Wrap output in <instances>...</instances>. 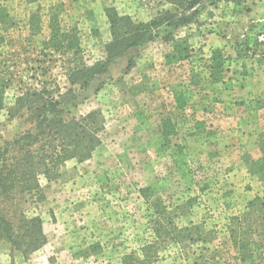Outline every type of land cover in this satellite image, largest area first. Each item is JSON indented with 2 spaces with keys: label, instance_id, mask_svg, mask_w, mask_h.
<instances>
[{
  "label": "rangeland",
  "instance_id": "374dc122",
  "mask_svg": "<svg viewBox=\"0 0 264 264\" xmlns=\"http://www.w3.org/2000/svg\"><path fill=\"white\" fill-rule=\"evenodd\" d=\"M189 1L0 0V144L31 127L7 110L26 86L64 93L67 67L105 60V10L128 26L162 12L194 20L163 23L85 88L70 87L75 98L63 101L71 115L100 112V143L86 160L64 162L56 178L40 176L39 199L16 196L11 211L38 217L45 243L23 255L0 240V264H121L129 253L142 259V249L147 264H239L226 225L264 200V171L248 172L258 168L249 159L264 154V11L254 7L262 0L186 9ZM53 13L61 28H76L77 56L43 48Z\"/></svg>",
  "mask_w": 264,
  "mask_h": 264
},
{
  "label": "trees",
  "instance_id": "16d2710c",
  "mask_svg": "<svg viewBox=\"0 0 264 264\" xmlns=\"http://www.w3.org/2000/svg\"><path fill=\"white\" fill-rule=\"evenodd\" d=\"M198 1L190 0L186 9H191ZM227 1L237 4L241 0ZM105 12L110 19L112 32V40L106 45V58L93 65L82 63L67 67L66 78L70 87L78 85L85 88L94 75L108 72V65L121 56L122 52L152 40L155 30L163 23L176 29L194 21L185 13L162 12L144 24L129 27L126 18H117L111 9ZM48 28V39L43 42L45 50L60 54L71 52L74 56L79 54V39L75 27L68 30L61 28L58 13H53L49 16ZM132 63L129 59L127 69ZM70 87L63 93L58 87L50 89L44 83L38 88L26 86L15 97L12 107L7 109L8 116L22 118L31 126L0 144V240L23 255L39 249L45 243V237L38 217L28 218L22 213L17 217L11 211L16 196L24 195L31 199L37 196L39 199L40 176L47 181L56 178L64 162L70 159L86 160L100 143L97 137L103 124L100 112L94 110L78 117L71 115L63 101V98H75ZM2 88L3 84H0V93ZM168 133L170 132L166 129L162 135L167 137ZM261 152H264V145ZM263 159L264 154L257 160L249 159V165L258 168L255 170L249 167L248 172L255 174V171H264L261 163ZM148 190L143 188L140 192L147 198ZM263 201V198L249 201L246 210L240 215L231 216L226 225L228 239L235 252L234 259L239 264H264V229H261L264 226L258 225L259 221H264ZM152 229L156 237L162 236L163 229L157 223ZM172 231L180 233L174 228ZM150 248L151 246L147 249ZM142 252V259L135 257L133 253L124 255L121 264H147V252L145 249Z\"/></svg>",
  "mask_w": 264,
  "mask_h": 264
},
{
  "label": "crops",
  "instance_id": "0c3cea01",
  "mask_svg": "<svg viewBox=\"0 0 264 264\" xmlns=\"http://www.w3.org/2000/svg\"><path fill=\"white\" fill-rule=\"evenodd\" d=\"M256 9H260V11H264V0H262L261 2H259L258 4H256L255 6H254ZM263 70H264V68H263ZM257 74H259V72L257 73ZM263 75V72L261 73V79H263L264 80V75ZM258 80H259V77H258ZM263 97H264V95H263ZM262 118H264V107H263V111H262ZM243 132H245L244 130H243ZM251 132L250 131H246L245 133H244V137L246 136V137H249V140H248V143L250 144V142H251ZM259 155H256V159H259Z\"/></svg>",
  "mask_w": 264,
  "mask_h": 264
}]
</instances>
